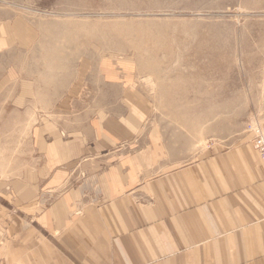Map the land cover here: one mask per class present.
Returning <instances> with one entry per match:
<instances>
[{
    "label": "rangeland",
    "instance_id": "1",
    "mask_svg": "<svg viewBox=\"0 0 264 264\" xmlns=\"http://www.w3.org/2000/svg\"><path fill=\"white\" fill-rule=\"evenodd\" d=\"M261 132L264 0H0V200L51 230Z\"/></svg>",
    "mask_w": 264,
    "mask_h": 264
},
{
    "label": "crops",
    "instance_id": "2",
    "mask_svg": "<svg viewBox=\"0 0 264 264\" xmlns=\"http://www.w3.org/2000/svg\"><path fill=\"white\" fill-rule=\"evenodd\" d=\"M203 152L103 194L68 230L58 210L64 226L51 230L39 203L17 210L0 200V264H264V165L250 138Z\"/></svg>",
    "mask_w": 264,
    "mask_h": 264
},
{
    "label": "built area",
    "instance_id": "3",
    "mask_svg": "<svg viewBox=\"0 0 264 264\" xmlns=\"http://www.w3.org/2000/svg\"><path fill=\"white\" fill-rule=\"evenodd\" d=\"M256 146L262 156L264 161V132L258 133V141L256 142Z\"/></svg>",
    "mask_w": 264,
    "mask_h": 264
}]
</instances>
